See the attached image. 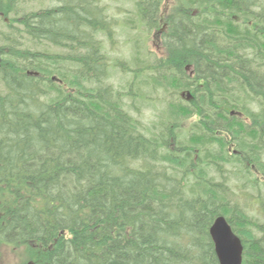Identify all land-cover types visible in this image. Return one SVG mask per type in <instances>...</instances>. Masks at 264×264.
I'll return each mask as SVG.
<instances>
[{
	"label": "trees",
	"instance_id": "1",
	"mask_svg": "<svg viewBox=\"0 0 264 264\" xmlns=\"http://www.w3.org/2000/svg\"><path fill=\"white\" fill-rule=\"evenodd\" d=\"M33 1L0 0V244L34 264H219L209 228L225 215L243 264H264V220L231 204L230 183L264 214V0H177L168 17L164 0H134L148 31L167 26L162 55L132 49L129 67L106 41L135 19ZM187 88L152 128L131 113Z\"/></svg>",
	"mask_w": 264,
	"mask_h": 264
},
{
	"label": "rangeland",
	"instance_id": "2",
	"mask_svg": "<svg viewBox=\"0 0 264 264\" xmlns=\"http://www.w3.org/2000/svg\"><path fill=\"white\" fill-rule=\"evenodd\" d=\"M43 1V2H41ZM103 4H107L108 10L107 12L119 19L120 23L124 22L125 19L131 17L135 19V23L128 26H119L117 28V33L114 34V40L115 44H110V40L106 41V44L109 48V54L110 56H113L112 63H114L115 60L121 59L125 63H127V66L129 67V63L132 66L133 60L132 58V49L141 48L142 50L145 48L147 51L152 52L154 55L161 56L162 55V47H163V40L161 38V35L159 33V30L162 31L165 30L167 25H163V27H160L159 29H153L151 31H148L146 27H143L138 19L135 16L134 10V0H99ZM60 3V2H59ZM58 0H34L33 2L29 3V9L38 10L42 7H51L53 5H59ZM178 4L177 0H173L171 4H167V7L176 6ZM20 16V15H19ZM26 18V17H25ZM21 19V17L16 18ZM162 26V25H161ZM0 29H4V23L3 20L0 17ZM131 41L133 46L131 47ZM135 44V45H134ZM56 49V48H55ZM128 77L130 81L131 75L128 74V72L124 73L121 68L113 67L111 70V77L110 81L115 85H123L128 82ZM189 89V88H188ZM191 92V98L185 99L178 97L177 94H173L170 92V94H163L159 93V96L163 97V99H157L154 100L157 96L155 94V98H153L152 101L145 100V101H137V107H139L137 110L131 109V113L140 118L144 123H146L149 127H153L155 124L160 123L159 115L161 110L165 109L166 102L171 101L174 99H178L182 102L185 101H191L193 99L195 89L190 88ZM174 96V97H172ZM251 105H255V103H250ZM256 107V106H255ZM130 109V108H129ZM184 118V116H183ZM186 127L190 126V121H186L185 123ZM232 149L235 150L237 147L235 145H232ZM252 173L255 178H261L262 175L260 174L259 170L252 169ZM225 175L227 176L228 173L226 172ZM238 178V177H237ZM245 178V177H244ZM223 179L221 177H217V181H222ZM233 181H230L231 185L233 187H236L234 189L235 194L232 196L231 204H234V201L237 200L240 202L239 194H241L244 199L243 201L247 203V211L250 215H253L256 217L259 222H263L264 220V214H261L258 212V204H256V197L258 195L257 190H251V189H243L239 186L247 187L244 180L239 179L237 183L234 182L236 180L234 177H232ZM244 193L247 194V196H244ZM255 201L254 202H252ZM32 255L31 252H29L27 245H20L19 248H14L13 246L9 245H3L0 244V264H34L32 262Z\"/></svg>",
	"mask_w": 264,
	"mask_h": 264
},
{
	"label": "water",
	"instance_id": "3",
	"mask_svg": "<svg viewBox=\"0 0 264 264\" xmlns=\"http://www.w3.org/2000/svg\"><path fill=\"white\" fill-rule=\"evenodd\" d=\"M219 264H243L244 247L227 219L218 216L210 228Z\"/></svg>",
	"mask_w": 264,
	"mask_h": 264
},
{
	"label": "flooded vegetation",
	"instance_id": "4",
	"mask_svg": "<svg viewBox=\"0 0 264 264\" xmlns=\"http://www.w3.org/2000/svg\"><path fill=\"white\" fill-rule=\"evenodd\" d=\"M189 65V68L187 67ZM194 64H190V63H188V64H186L185 65V67H184V70H185V72H186V74L187 75H189L190 74V76L191 77H193L194 76V74H195V72H194ZM195 86V85H194ZM190 90L187 88V89H183L182 91H180L179 92V94H180V96L182 97V98H185V99H189V98H191V96L190 95H188V93L187 92H189Z\"/></svg>",
	"mask_w": 264,
	"mask_h": 264
}]
</instances>
